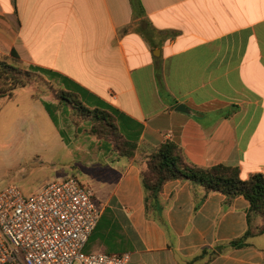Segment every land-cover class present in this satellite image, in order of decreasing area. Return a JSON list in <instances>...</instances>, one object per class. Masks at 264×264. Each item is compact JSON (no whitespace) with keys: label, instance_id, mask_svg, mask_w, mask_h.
I'll list each match as a JSON object with an SVG mask.
<instances>
[{"label":"crops","instance_id":"obj_1","mask_svg":"<svg viewBox=\"0 0 264 264\" xmlns=\"http://www.w3.org/2000/svg\"><path fill=\"white\" fill-rule=\"evenodd\" d=\"M13 52L28 70L54 73L61 89L111 113L137 145L133 160L104 146L95 153L109 167L89 239L98 252L130 254L129 264H189L204 251L197 264H264V234L231 246L250 229L244 197L229 203L172 181L161 212L148 211L141 176L165 144L201 169L264 176V0H0V57ZM20 90L13 107L23 101L46 114L47 98ZM55 134L64 143L56 126ZM72 137L87 156L88 139ZM262 224L252 217L251 230Z\"/></svg>","mask_w":264,"mask_h":264},{"label":"rangeland","instance_id":"obj_2","mask_svg":"<svg viewBox=\"0 0 264 264\" xmlns=\"http://www.w3.org/2000/svg\"><path fill=\"white\" fill-rule=\"evenodd\" d=\"M0 60L10 63L7 56H1ZM18 67L28 69L22 65ZM33 73L38 74V79L41 76L42 82L39 80L26 88L35 89L33 98L42 96L52 104L44 105L45 114L23 101L18 108L13 107L9 99L0 98V191L15 186L31 198L47 181L76 177L82 184H89L96 195L94 202L100 206L105 197L102 176L109 167L102 154L97 157L95 153L103 146L112 152V147L119 144L117 139L109 133L100 134L99 138L91 135L92 124L84 121L76 109L59 101L61 88L57 82L43 73ZM19 93L24 96L26 92L20 90ZM55 126L62 131L64 143L55 134ZM72 135L79 137V145L83 143L81 137L88 139V157L76 150ZM84 252L98 253L94 240L88 242Z\"/></svg>","mask_w":264,"mask_h":264},{"label":"built area","instance_id":"obj_3","mask_svg":"<svg viewBox=\"0 0 264 264\" xmlns=\"http://www.w3.org/2000/svg\"><path fill=\"white\" fill-rule=\"evenodd\" d=\"M76 177L53 179L27 198L0 191V264H129L130 254H86L103 207Z\"/></svg>","mask_w":264,"mask_h":264},{"label":"trees","instance_id":"obj_4","mask_svg":"<svg viewBox=\"0 0 264 264\" xmlns=\"http://www.w3.org/2000/svg\"><path fill=\"white\" fill-rule=\"evenodd\" d=\"M10 63L0 60V98L12 100L18 89L31 86L37 83L38 74L30 70L20 69L23 65L20 58L13 52L7 57ZM50 79L55 80L57 75L50 71H42ZM59 101L76 109L78 115L84 121L92 124L90 134L98 137L100 134H110L117 139V146L112 147V152L120 157L133 160L137 155V145L127 140L120 132L114 116L106 110L86 106L79 96L59 90ZM99 138V137H98ZM142 184L146 192V207L149 211L161 212L159 203L160 194L164 186L172 181H181L202 187L206 196L211 193H219L232 203L238 197H244L250 204L248 222L250 229L246 234L231 243L234 248H242L247 245L246 241L256 235L264 234V176L262 174L252 175L249 179L243 180L240 170L235 167L218 165L209 169H201L190 164L182 155L181 150L173 144L162 145L152 155L147 156L145 167L142 169ZM259 216L263 224L255 232L251 230L252 217ZM206 251L196 257L189 264H197L203 260Z\"/></svg>","mask_w":264,"mask_h":264},{"label":"water","instance_id":"obj_5","mask_svg":"<svg viewBox=\"0 0 264 264\" xmlns=\"http://www.w3.org/2000/svg\"><path fill=\"white\" fill-rule=\"evenodd\" d=\"M177 110L186 113L189 112V109H187L184 105H180Z\"/></svg>","mask_w":264,"mask_h":264}]
</instances>
